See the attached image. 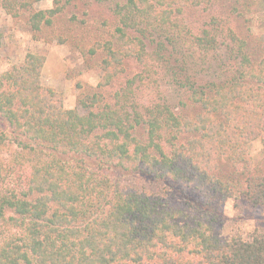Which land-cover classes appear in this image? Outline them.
Segmentation results:
<instances>
[{
	"label": "trees",
	"instance_id": "obj_1",
	"mask_svg": "<svg viewBox=\"0 0 264 264\" xmlns=\"http://www.w3.org/2000/svg\"><path fill=\"white\" fill-rule=\"evenodd\" d=\"M106 1L118 23L89 49L105 52L100 86L128 61L139 70L109 95L82 98L84 112L42 83L39 53L0 71V264H264V233L224 239L215 209L229 199L264 205V156L256 164L251 151L257 139L264 148V56L232 30L221 40L215 20L194 32L183 14L205 0ZM2 5L18 17L27 4ZM60 8L35 10L29 23L40 31ZM223 46L229 58H217ZM154 57L179 64L177 106L139 100ZM204 67L212 76L202 82ZM169 185L185 191L183 206Z\"/></svg>",
	"mask_w": 264,
	"mask_h": 264
},
{
	"label": "rangeland",
	"instance_id": "obj_2",
	"mask_svg": "<svg viewBox=\"0 0 264 264\" xmlns=\"http://www.w3.org/2000/svg\"><path fill=\"white\" fill-rule=\"evenodd\" d=\"M26 3L21 15L14 17L9 14L0 0V32L3 44L0 49V71L6 72L13 66L24 63L26 54L36 52L45 56L46 61L42 70V83L54 88L64 96L66 108H79L84 112L80 103L87 95L101 91L109 95L119 88L127 76L139 70V64L134 61L125 63V70L121 72L109 86H100L104 80L105 71L100 65L105 52L99 51L93 55L89 49L97 42H104L112 38L118 20L111 10L114 4L106 0H18V6ZM195 5V6H194ZM191 4L185 9L183 16L194 32L208 26L215 20L221 30V40L227 39V32L232 30L239 37L248 42V51L254 57L264 56V0H205L200 5ZM61 6L54 16L51 25H45L40 31H35L29 23L30 14L35 10L49 9ZM178 49V55L186 54L185 45ZM217 52V53H216ZM216 56L229 58L231 50L225 46L216 51ZM196 56H200L198 49ZM214 54H211V59ZM176 60V59H175ZM181 60V59H180ZM213 60V59H212ZM227 65L229 60H222ZM178 63L173 59L168 63L150 60L154 73L153 82L139 95V100L145 103L151 101L169 100L177 106L183 97V88L176 80L175 71ZM222 75H227L226 67L220 69L218 64L212 67ZM236 67V64H235ZM234 69V66L231 67ZM200 80H209L212 70L204 67L199 73ZM183 78L184 76H179ZM156 80V81H155ZM12 150L8 151V154ZM254 162L257 164L264 156V148L260 139L251 143ZM7 155V153H5ZM152 190L161 189L163 183L139 178ZM169 197L177 205L183 206L187 199L179 186L169 185ZM189 196V195H188ZM218 219V234L228 239L236 233L250 238L256 231L264 233V205L255 206L247 199H242L239 206H235L232 199L215 205ZM1 239V236H0Z\"/></svg>",
	"mask_w": 264,
	"mask_h": 264
}]
</instances>
